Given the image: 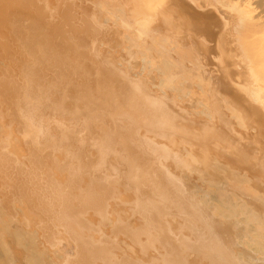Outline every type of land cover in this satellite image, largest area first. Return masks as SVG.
I'll list each match as a JSON object with an SVG mask.
<instances>
[{"label":"bare ground","instance_id":"1","mask_svg":"<svg viewBox=\"0 0 264 264\" xmlns=\"http://www.w3.org/2000/svg\"><path fill=\"white\" fill-rule=\"evenodd\" d=\"M21 1L23 6L28 1L34 12L32 7L28 11L39 19H18L17 11L21 7V11H27L28 5L18 7L12 0V8L17 11L6 19L9 10L1 4L6 0H0V7L6 8L0 12L5 17L0 21L16 25L6 36L15 37L18 46L16 49L13 42L6 41L9 49L16 50L12 48V54L7 49L4 60H18L19 68L16 66L22 78L17 75L16 79H21L23 85L14 88V104L5 91L10 97H5L8 108L1 99L5 96L3 86L0 88L4 92L0 94V119H15L12 114L17 107L26 122L16 126L10 120L9 125L15 127L9 130L16 132L19 127L17 135L21 137L24 133L20 128L27 124L36 139L32 141L36 146L32 152L41 153L35 154L36 160L28 158L27 153L23 156L24 135L19 137L21 145L9 143V156L2 154L5 143L0 121V204L8 203L10 216L6 218L1 215L6 212H0V223L8 227L0 225V264H11L9 259L26 261L21 257L23 251L31 254L29 262L33 264H41L40 260L44 264H94L99 244L101 253L121 251L120 259L113 255L122 264H264V0H100L105 13L101 10L100 15L94 10V14L98 11L105 19L113 9L114 16L95 19L90 9L94 18L90 21L83 20L82 8L75 12L78 19L71 21L70 14L76 7L70 13L65 1L62 7L61 2L56 4L63 8L61 12L59 7L54 10L60 15L67 5L69 17L60 15L62 21L54 14L56 20L50 19L49 9L46 12L50 2L47 5L44 0L42 6V0L40 4L39 0ZM84 1L79 2L82 5ZM87 1L84 7L95 2ZM11 2L7 3L9 9ZM35 4L46 9L49 20L43 19L41 9L38 17ZM105 6L111 10L106 12ZM101 22L114 26L102 27ZM22 23L31 26L21 28ZM114 28L119 36L115 51L104 40L106 32L110 35ZM11 68L8 71L12 73ZM17 68L14 72L19 74ZM219 87L225 95L229 89L231 94L224 97L222 92L223 97L219 96ZM196 91L198 98L193 95ZM191 96L194 101L189 99ZM185 99L191 110L186 108L189 105H181ZM17 101L22 104L15 106ZM8 109L13 110L11 115ZM193 119L199 120L202 130H196ZM40 154L57 160L52 161L53 173H61L63 166L57 169L59 172L54 168L60 169L58 163L68 160L73 168L77 166L78 176L72 172L75 169L63 163L71 171L68 175L86 177L74 183L64 172L65 178L60 174L62 182H71L74 188L80 186L86 196L90 189V199L101 203L103 214L99 210L97 227L90 215L98 204L88 197V205L85 201L75 204L79 199L75 194L80 190L70 189V183L64 185H70L66 186L67 199L55 197L57 209L53 204L46 208L44 190L49 193L54 186L42 188L41 183L47 179L40 183V172L33 171L34 161L47 162L44 156L39 158ZM47 166L50 172L44 175L50 178L51 166ZM219 175L228 181H218ZM52 179L55 181L51 183L57 185ZM63 212H69L71 220L56 217L60 213L61 218ZM23 223L29 227L26 235L31 233L22 242L27 244L21 253L7 251L11 240L5 243L4 234L17 227L22 231L19 225ZM60 224L65 231L58 229ZM73 226L83 234L74 236ZM86 230L89 234L95 232L94 238L86 235ZM19 232L10 233L14 240L22 236ZM49 247L54 248L51 255L47 254ZM77 247L86 249H82L84 258L75 252L72 256Z\"/></svg>","mask_w":264,"mask_h":264},{"label":"rangeland","instance_id":"2","mask_svg":"<svg viewBox=\"0 0 264 264\" xmlns=\"http://www.w3.org/2000/svg\"><path fill=\"white\" fill-rule=\"evenodd\" d=\"M4 1H5V0H2V2H4ZM43 1H44V0H42V2H43ZM45 1H46L47 3H48V2H50V3H52V4L54 3V0H50V1H49V0H45ZM45 1H44V2H45ZM51 1H53V2H51ZM64 1H65V3H68V4H67V5L69 6L68 8H69V10L71 9L70 13L72 12V9L76 7V8L74 9V11H73L74 14H73V15L70 14V17H69V16L67 15V12L69 11L68 8H67V5H64V6H66V8H64V10H66L67 12L64 11V12L60 13V15H61L62 17H64V19H65V18L68 19V17L70 18L71 21H72L73 19H75V20L78 19L79 14H77V13H78V10L80 11L81 8H82V11H83L82 14H84V17H85V19H83V20H87V21H90V20H92V19H94V18L96 19V17L99 19L100 15H101V13H102V12H101V10H102L101 7H102L103 4H102V2H101L100 0H94V1H95V2L93 1L94 3H91V2H90V3H89L90 5H88L87 7L85 6L87 9L83 6V5H86V4H85V1L88 3L87 0H85V1L83 0L84 2H83V3L81 2L82 5H81L80 2H79V1H81V0H76L77 2L74 1V0H72L73 3H71V6L69 5L70 0H67V1H66V0H58V1L55 0V3L53 4V6H52V4H50L49 7L47 6L48 8L46 7V8H47V11H46L45 8H42L43 10L41 9V7H42V6H45L46 3L43 2L44 5L41 4L42 6L40 5L39 7H38L37 4H35L36 14H37V12L41 9V12H43V15H42L43 19H48V18H49V15L52 14V15L50 16V17H51L50 19L56 20V18L58 19V15H59V14L57 15V14H56L57 12L54 13V10L57 11V8H56V7H59L58 12H61V11L63 10V8H61V7L63 6V4H64L63 2H64ZM8 2H11V0H6V4L0 2L1 4L6 5L5 7H7L8 10H9V12H8V16L6 17V19H8L9 17L11 18L12 14L15 15V14H16V11H17V8H15V11H14V8H12V2H14V4H16L17 0H16V2H15V0H12V2L9 3V4H11V6H10L11 8H10V9H9V5L7 4ZM22 2H23V1L19 0V1H18V4H16V5H17L18 7H21V5H22L21 3H22ZM24 2H25V1H24ZM29 2H33V0H31V1L29 0ZM40 2H41V1L39 0L38 3L40 4ZM58 2H61V3H62V4L60 3V4H61V7L59 6L60 4H59ZM75 2H76V3H75ZM78 2H79V4H77ZM33 3H34V2H33ZM96 3H97V4H96ZM103 3H104V2H103ZM19 4H21V5L19 6ZM23 4H24V6L22 5L23 7H26V5H28V6H27V7H28L27 11H28V10H29V11L31 10L30 8H31L32 6L29 7V3H28V1H27L26 3H23ZM56 4H59V5L57 6ZM72 4H73L74 7H72ZM75 4H77V5H75ZM94 4H96V5L94 6ZM4 5H1V7H0L1 10H0V12H2V11L4 12V10L6 9V8H3ZM31 5H32V4H31ZM47 5H49V3H48ZM78 5H79V6H78ZM36 6H37V9H36ZM51 6H52V7H51ZM54 6H55V7H54ZM71 7H72V8H71ZM83 7H84L85 9H83ZM51 8H52V9H51ZM60 8L62 9L61 11H59ZM104 8H107V7L105 6ZM2 9H3V10H2ZM20 9L22 10V7H21ZM23 9H24V8H23ZM48 9H49L50 12L48 11ZM90 9L93 10V13H92V12H90V13L93 14V17H94V18L92 17V14L89 13V10H90ZM21 10H20V11H19V10L17 11V15H16V16L19 15V16H18V19H23V20H26V19H39V18H37V16L34 17V16H33V13H31V12H34L33 7H32L31 12L28 11V13H27V11H26L25 9H24L23 11H21ZM94 10H98L100 13L97 11V14L95 15V14H94V12H95ZM107 10H111V8H109V9L107 8V9H106V12H107ZM45 11H46L47 13L49 12V13H48L49 15L46 14ZM102 11L105 13V10H104V9H103ZM111 11H112V12H111V13H108L107 16H111L112 14H113L112 16H114V11H113V9H112ZM13 12H14V13H13ZM19 12H20V13H19ZM41 12H39V14H40ZM75 12H77V13H75ZM80 12H81V11H80ZM5 13H6L5 15H7V10L5 11ZM30 13H31L32 16H29ZM50 13H51V14H50ZM98 13H99L100 15H99ZM104 13H103V14H104ZM34 14H35V13H34ZM41 14H42V13H41ZM53 14H54L55 16L57 15L56 18H55V16H54ZM64 14H65V15H64ZM68 14H69V12H68ZM80 14H81V13H80ZM82 14H81V19L83 18ZM89 14H90L91 16H90ZM109 14H110V15H109ZM2 15H3V14L1 13V14H0V20H4V19H5L4 16H3V17H4V19H3ZM20 15H21V16H20ZM26 15H27V16H26ZM37 15H38V14H37ZM44 15H47V16L44 17ZM60 15H59V18L61 17ZM63 15H64V16H63ZM71 15H72V16H71ZM104 15H105V14H104ZM16 16H13V17H16ZM39 16H41V15H38V17H39ZM66 16H67V17H66ZM76 16H77V17H76ZM107 16L105 15V19H104V18L102 19L101 17H100V19H102V20H107V19H106ZM129 16H130V15H129ZM42 17L40 18V20H42ZM46 17H47V18H46ZM53 17H54V18H53ZM62 17L60 18L61 21H62ZM74 17H75V18H74ZM102 17H103V15H102ZM115 17L117 18V15H116ZM130 17H133V16L131 15ZM10 18H9V19H10ZM16 18H17V17H16ZM113 18H114V17H113ZM113 18L111 17L110 19H113ZM116 18H114V19H116ZM12 19H13V18H12ZM48 20H49V19H48ZM70 20H69V21H70ZM102 20H101V21H102ZM65 21H67V20H65ZM61 23H62V22H61ZM65 23H66V25H68V24H67L68 22H65ZM103 23H104V22H103ZM103 23L101 22V26H102V27H103V25H104V26L108 25V28H109V25H111L110 23L107 24V22H105L106 25L103 24ZM56 24H57V23H56ZM62 24H63V23H62ZM70 24H71V22H70ZM70 24H69V25H70ZM89 24H90V26H91V25H92V22H89L88 25H89ZM93 24L95 25V23H93ZM96 24H97V23H96ZM0 25H1L0 27L2 28V29L0 28V47H1V45H2V47H1L2 51L0 50V55H2V56H1L0 60L3 59V61H2V60L0 61V62H1L0 65L8 68V69H7V68H4V69H6V70H4L3 68H2V69L0 68V69H1V70H0V71H1V72H0V78H2V80H0V82H1V84H2L0 88H2V86H3L4 92L7 90L8 94H10V97H11V95H13V94L16 93L15 91H16L17 89H20V87L23 86V85H20V83H21V79L19 80L20 82L16 79V78H17V75H20V73H21L20 71H18V68H19V66H18V62H17L18 60H17V61H11V60H8V59H7L8 61H7L6 59L4 60V58H7V57L4 56V53L6 52L7 49H8V50H11V53L13 54V50H12L13 47L9 49L10 46H9V44L6 46V44H5L6 41H9V40H10L11 42H13V45H12V46H14V47L17 46V44L15 45V44H14V41H13V40H16V41H17V39H16L15 37L12 36L11 39H9V37L6 36L7 34H8V36H9V33H10V34L12 33V31L10 32V30H11L12 27H16V25L14 26V24H13V26H12V24H10L11 27L9 28V26H10L9 23L6 24L5 21H0ZM5 25H6V26H5ZM47 25H48V24H47ZM50 25H51V23H50ZM58 25H59V23H58ZM63 25H64V24H63ZM66 25H64V26H66ZM72 25H74V23H73ZM83 25L86 26L87 24H86V25L83 24ZM94 25H93L92 27H95ZM98 25H100V24L98 23ZM30 26H31V25H30ZM30 26H29V25H26V23H25V24H23V23L21 24V28H22V27H23V28H28V27H30ZM48 26H49V25H48ZM55 26H56V25L54 24L53 27H55ZM76 26H80V25L76 23ZM96 26H97V25H96ZM111 26H114V25L112 24ZM106 27H107V26H106ZM4 29H5V30H4ZM114 29H115V28H114ZM3 30H4V32H3ZM109 30H112V29H108V30H106V31L109 32ZM112 32H115L114 34H117L116 29H115V31H112ZM112 32L110 33V35H108V33L106 32L107 37H105L104 40H105V42L107 43V45H108L109 47H111L112 49L114 48V51H115V49H116V48H115V45H116V42H115V41H118L117 37L119 38V36H118V34H117V36L115 35L116 38H115L114 36H111V35L113 34ZM6 33H7V34H6ZM104 33H105V31H104ZM114 34H113V35H114ZM104 36H105V35H104ZM6 37H7V38H6ZM101 37H102V36H101ZM101 37H99V39H100ZM108 37H109V38H110V37H111V38L113 37L114 41H112L113 39L110 38L108 41L111 40L112 42L110 41L109 44H108V42H107ZM14 38H15V39H14ZM96 38H97V37H96ZM99 39H98V40H99ZM116 39H117V40H116ZM16 41H15V42H16ZM102 41H103V37H102ZM113 42H114V46H113V45H110V43L113 44ZM1 43H2V44H1ZM106 43H105V44H106ZM11 44H12V43H11ZM117 45H118V44H117ZM102 47H103V46H102ZM102 47H101V48H102ZM109 47H107L108 50L110 49ZM118 47H121V46H118ZM15 48H16V47H15ZM15 48H13V49H15ZM17 48H18V46H17ZM17 48H16V49H17ZM16 49H15V50H16ZM103 49H104V47H103ZM103 49H102V50H103ZM105 49H106V48H105ZM105 49H104V50H105ZM15 50H14V54H15V52L18 54V51H15ZM116 50H117V49H116ZM120 50H121V49H120ZM110 51H111V49H110ZM1 52H2V53H1ZM111 53H114L113 50H112ZM19 56H20V55H19ZM11 57H13V55H12ZM20 57H21V56H20ZM116 57H117V59H118V58H121V55H120V56L116 55ZM18 58H19V57H14V59H18ZM13 62H15V63H13ZM16 63H17L18 68H17V66H16ZM11 64H13V67L11 66ZM9 67H10V68L12 67V68H11V69H12V73L8 71V70H9ZM15 68H17V71L19 72V74H17L16 71L14 72V70H16ZM6 71H8L7 74H5ZM13 72L16 73V75H13V77H12L11 74H13ZM8 73H9V74H8ZM9 75H11V76H9ZM3 76H4L5 78H3ZM10 77H11V78H10ZM7 78H10V79L7 81V80H5V79H7ZM14 78H15V79H14ZM18 78H19V77H18ZM20 78H22L21 75H20ZM190 78H191V77H190ZM11 80H13V81L17 80V81H15V83L12 81V82L14 83V84H13V83L11 82ZM193 80H196L195 77H194ZM16 82H18L17 84H19V85H17ZM15 85H16V87H14ZM18 86H19V87H18ZM14 88H16L15 91H14ZM221 88H223V87H219V89H220L221 92H219V89H217V94H218V92H219V96L223 97V95H222L223 89L221 90ZM226 88H227V87H226ZM3 89H2V90H3ZM2 90L0 89V91H1L0 94L2 93ZM224 90L226 91L225 87H224ZM227 90H228V89H227ZM21 91H22V90H21ZM229 91H230V92H229ZM4 92H3V93H4ZM14 92H15V93H14ZM22 92H23V91H22ZM226 92H227V95H225V93L223 92V94L225 95L224 97L228 96V95H229L228 93L231 94V90H230V89H229L228 91H226ZM3 93H2V94H3ZM17 93L19 94L20 92H17ZM198 93H199V92H198ZM8 94L5 92L4 99H3V95H4V94H3L2 96L0 95V96H1V99L4 100V102H5V105H6V101L8 100V99L6 100L5 97L10 99V97H7V96H6V95H8ZM15 95H16V94H15ZM193 95H194L195 97H197V98H198V96L200 97V95L197 94V91H196V92H193ZM8 96H9V95H8ZM13 96H14V95H13ZM22 96H23V95H20L19 98H21ZM194 96H191V98H189V99H191L192 101H194V100H195V97H194ZM193 97H194V99H192ZM229 97H230V96H229ZM19 98H18V99H19ZM197 98H196V99H197ZM1 99H0V100H1ZM226 99H228V98H226ZM11 100H12V102H13V104H14V101H13V100H15V98L11 97L10 101H11ZM20 100H22V99H20ZM20 100H19V101H20ZM185 100H186V99H185ZM185 100H183V101L181 102V103H182V104H181L182 106H183V104H184L183 107H186V106H188V105L190 104V102L188 103L187 100H186V101H185ZM19 101L16 102L15 106L18 104ZM184 101H185V102H184ZM227 101H228V100H227ZM2 102H3V101H2ZM4 102H3V103H4ZM183 102H184V103H183ZM186 103H187V104H186ZM7 104H8V103H7ZM20 104H22V103L19 102V105H20ZM10 105H11V104H10ZM2 106H4V105H2ZM8 106H9V105H8ZM6 107H7V105H6ZM6 107H5V108H6ZM0 108H1V107H0ZM7 108H8V107H7ZM186 108H188L189 110H191L190 108H192V107H190V105H189V106L186 107ZM13 109H14V108H13ZM5 110L7 111V109H5ZM9 110H10V111H9ZM11 110H12V109H8V112H10L9 115H11ZM17 110L19 111V113H17V112H18ZM0 111L3 113V107H2V110H0ZM14 111H16V113H13V110H12V113H13L12 115L15 117V119L18 120V122H17V120L15 121V119H12V120L10 119V120H11V121H14L15 123H14V122H13V123L16 124V126H17L18 124H21V126H22V123H21V122H22V121H25V119L23 118V114H20V110L17 109V107H15V110H14ZM224 111H225L226 114H227V111H226V110H224ZM21 113H22V112H21ZM2 115H3V114H2ZM2 115H1V116H2ZM5 115H6V113H5ZM3 116H4V115H3ZM7 116H8V114H7ZM4 117H5V116H4ZM14 117H13V118H14ZM5 118H6V117H5ZM7 118H8V117H7ZM9 118H10V117H9ZM9 118H8V120H9ZM20 119H22V120H20ZM10 120L7 121V119H6V120L3 119V121H2V120L0 119V121L3 122L2 124L0 123L1 126H3V127H2V128H3V129H2V136H1V135H0V136L4 139V140H2V141L5 143L4 148H2V149H3V153H2V154H7V156H9L10 154L7 152V149H9V143H10V142H12V143H13V142H17V143H19V140H20V142L22 141V140H21V139H22L21 137H24V135H26L28 138H27L26 136H25L26 138L24 137L25 139H24V141H23V145L21 146V147L24 149V151H25V153H24L23 156H25V154L27 153V155H29L28 158L30 157L31 159L34 158V160H36V159H37V156H36L35 154H36V153L39 154V153H41V152H39V151H34V152H36V153H33V152H32V151H33V148L36 147L34 144H32V141H35L36 139H35V138L33 139V134H32V132H31V128H30V127H27L28 125L25 124V123H24V124L26 125L25 128H23V127L20 126V127H21V128H20V129H21V134L24 133V135H23V136L21 135V137H20V136L17 135V133H19V131H18L19 127L16 129V132L14 131V129L11 130V131L9 130V128H10L11 126H12V128L15 127V125H13V124L9 125L8 122H10ZM19 120H20V122H19ZM5 121H6V123H4ZM192 121L197 123V127H196L197 129H196V130H199V129H201V128L203 129V127H201L200 124H199L200 127L198 128V126H199V125H198L199 120H197V119H196V120L193 119ZM261 121H263V120L261 119ZM25 122H26V121H25ZM10 123H11V122H10ZM23 126H24V125H23ZM22 128H23V129H22ZM10 129H11V128H10ZM202 129H201V130H202ZM22 130H23V132H22ZM201 130H200V131H201ZM3 131H4V132H3ZM9 131H10V133H9ZM17 131H18V132H17ZM0 134H1V133H0ZM8 134H11L12 136H13V135H14V136L17 135V137H16V138L13 137V139H12V138H11L12 136H9ZM19 135H20V133H19ZM19 137H20L21 139H20ZM2 138H1V139H2ZM14 138H15V139H14ZM26 139H27V141H26ZM28 139H29V140H28ZM2 141H1L0 143H2ZM26 142H28V145L26 144ZM6 143H7V144H6ZM21 143H22V142H21ZM21 143H19V145H21ZM24 143L27 145V147H28L30 150L26 148V146L24 145ZM1 145H3V143H2ZM34 149H35V148H34ZM35 150H36V149H35ZM1 151H2V150H1ZM44 154H46V153H44ZM40 155L42 156V154H40ZM23 156H21V157H23ZM41 156H40V157L38 156L39 158H41V160L44 159V157L46 158V160H45V161H47V162H45L46 164H44V163H43V164H42V163H38V164H40V167H38V166H36V164H37V162H40V159H39V161L37 160V162H35V161L33 160L34 163H36L35 166L33 167V168H35V169H33V171H34V173H35V172H36V173H39V172H40V174L38 175V177H39V179H40V183L43 182L45 179H47V180H45V181H46V183L48 182V185L44 184V183H45V181H44L43 185H42V183H41L42 188L47 189L46 186L48 187L49 184H50V186H52V187L54 186L55 191H56V190L58 191V192H56L58 195H56L55 191L53 190L54 188H53V189L50 188L51 190H49V188H48L49 193H48V191L46 192V191L44 190V194H45L44 196L47 197V201H46V202H48L47 204L44 202V204H46V208H47V207H51V208H52V206L54 205V202H55V201H54L55 197H56V200H60V199H63V198L67 199V197H68L67 194H66V192L68 191L67 188H66V186H70V185H71V182H69L70 185H66V186H64L65 183L67 184L68 182H64V180H63V182H62L61 178L64 179V178L66 177V176L64 175V173H65V174H67V173L70 174L71 171H70L69 168L72 167V161H71V162L68 161V160H64V161H62V164L64 163V164L69 165V168H67V169H69V170H68L69 172H67V169L65 168L67 165H62V164H59V163H58V167L61 165V166H63L62 168H64V169L62 170V172H64V173L61 172L62 175L64 176V178H63L62 175H60L61 173H58V174H57V172L55 171V170H57V169H58V170H61V169H62L61 166H60V169H59V168H56V169L54 168V171H55L54 173H55V175H54L53 177H54V179H56V184H57V185H54V184L51 183V182H54V181H55V180L53 181V179H52L53 177L51 176L52 173H53V170H52V169H53V168H52V161L54 160L53 162L57 163V162H56L57 160H56L55 158H53V157H49L48 154H47V155H43L44 157H43V156L41 157ZM25 157H27V156H25ZM21 159H24V158H21ZM8 160H9V158H8ZM42 162H43V161H42ZM60 163H61V161H60ZM38 164H37V165H38ZM41 164H42V165H41ZM79 164H80V163H79ZM43 165H45V166H43ZM47 165L51 166L50 178H47V177H45L46 175H44L45 173L47 174L48 171L50 172V170L48 169V166H47ZM55 165H56V164H55ZM70 165H71V166H70ZM44 167H45V168H44ZM73 167H75V166H73ZM73 167L71 168V170H72V169H75V170H72V172H73V171L75 172V171L77 170V166H76V168H73ZM39 168H40V169H39ZM78 168H79V167H78ZM84 168H85V167H84ZM84 168H82V169L80 168V169H78V170H82V171H83V170H86V169H84ZM38 169H39V170H38ZM41 169H42V170H41ZM58 170H57V171H58ZM33 171H32V172H33ZM38 171H39V172H38ZM32 172H31V173H32ZM43 172H44V173H43ZM58 172H59V171H58ZM31 173H30V174H31ZM34 173H33L32 176H34ZM36 173H35V174H36ZM54 173H53V174H54ZM77 173H78V171H77ZM77 173L75 172V175H76ZM79 173H80V171H79ZM84 173H85V171H84ZM86 173H87V171H86ZM56 174H57L58 176H57ZM68 174H67V177L70 178L69 181H73V182L75 183V182L77 181V178H78V177L71 176V175H68ZM72 174H73V173H72ZM81 174H82V173H81ZM47 175H49V173H48ZM86 175H87V174H86ZM86 175H85V176H86ZM76 176H78V174H77ZM79 176H80V174H79ZM82 176H83V174H82ZM82 176L79 177V178L81 179ZM51 177H52V178H51ZM56 177H57V178H56ZM59 177H60V178H59ZM44 178H45V179H44ZM74 178H76V179H74ZM79 178H78V179H79ZM83 178H86V177L83 176ZM87 178H88V177H87ZM221 178H224V179H221ZM48 179H49L50 181H49ZM51 179H52V181H51ZM66 179H67V178H66ZM220 179H221V180H220ZM42 180H43V181H42ZM222 180H223V181H222ZM226 180H227V179L225 178V176L220 177V175H219V180H218V181H222V182H224V181H226ZM65 181H67V180H65ZM227 181H228V180H227ZM216 182H217V181H216ZM69 183H68V184H69ZM250 184H254V183L251 182ZM248 185H249V184H248ZM257 185H258V184H257ZM44 186H45V187H44ZM50 186H49V187H50ZM72 186H73V187H72ZM74 186H75V185H73V183H72L70 189H71V188H74ZM250 186H251V188H250ZM250 186H248V189H249V188L252 189V186H253V185H250ZM65 188H66V189H65ZM76 188H77L78 190H80V191H77V192H79V193H78L79 195L77 194V192H76V194L74 193L75 195L79 196V199H77L76 201H74L75 204H79V202H82L81 204H83L84 201H85V204L88 205V200H87V202H86V200H85V199L88 197V198H89V201L93 200L92 202H95V205H96L97 202H96L94 199H90L91 196H90V194H88V193H90V189L87 191V196H86L85 194H83V192H85V190H83L82 188L80 189V186H79V187L76 186L74 189H76ZM68 189H69V187H68ZM70 189H69V191H70ZM246 189H247V188H246ZM262 189H263V188H262ZM52 190H53L54 192H53ZM59 190H60V192H59ZM263 190H264V189H263ZM50 191H51V192H50ZM65 191H66V192H65ZM72 191H73V189H72ZM74 191H75V190H74ZM74 191H73V192H74ZM45 192H46V193H45ZM70 192H71V191H70ZM70 192H68V193H70ZM248 192L253 193V191L251 192V190L248 191ZM50 193L53 194V195H51ZM80 193H81V194H80ZM71 194H73V193L71 192ZM49 196H51V199H49ZM52 196H54V197L52 198ZM77 196H76V197H77ZM77 198H78V197H77ZM115 199H116V198H115ZM48 200H49V201H48ZM51 200H52V201H51ZM77 201H79V202L77 203ZM50 202H52V203H50ZM98 202H99V201H98ZM2 203H3V202H2ZM55 203H56V202H55ZM52 204H53V205H52ZM97 204H98V205L96 206V207H97L96 210H91V215H90V216H92V223H93L96 227H97V222H98V219H99L98 217L100 216V212L102 211V214H103V210H102V209H103V206L101 205L100 202L97 203ZM114 205H115V202H114ZM53 208L57 209V207H56L55 205L53 206ZM89 210H90V209H89ZM99 210H101V211H99ZM3 211L6 212V213H4V215H3V214H1V215L4 216V217H6V218H7V217L9 218L10 216H9V205H8V203H5V202H4L3 205L0 204V212L3 213ZM63 213H65V214L63 215L64 217H63V216H62L61 218L58 217V215H59L60 213H58V214L56 215V217L59 218V220H61V219L63 218V219H62L63 221H69V220H71V219H70V218H71V217H70L71 214H70L69 212H63ZM85 213H86V212H85ZM88 213H90V211H88ZM88 213H87V215L85 214V215H86V218H87V216H88ZM61 214H62V213H61ZM98 214H99V215H98ZM10 215H11V214H10ZM66 215H67L68 218L66 217ZM82 215L84 216V213H83ZM60 216H61V215H60ZM90 216H89V217H90ZM6 218H5V219H6ZM10 219H11V218H10ZM10 219H6V220L8 221V220H10ZM6 220H5V221H6ZM7 221H6V222H7ZM0 225H1L2 228H6L4 224H3V226H2V224L0 223ZM60 225H61V224H60ZM19 226L22 228V229H21L22 231L19 232V229H17V228H18L17 225H16L17 228L15 227V228H16L15 231H16V232L18 231L20 234H22V236H21L20 238H18V239L15 238V240H14L10 233L12 232V234H14L13 232H15V231H11V230H9L10 232L7 230V231L9 232V236H8V232H6V233L4 234V239H5V241H6L5 243H7V242H9V240H11V243L8 245L10 248H6V250L8 251V250L11 249V252H12V253H15V254H17L18 251H19L18 253H21V251H23L22 249H23L24 245H26L27 243L22 244V242H25L27 238L29 239V238H30V235H31V233H30V235H26V233H27V232L29 233L30 231H29V227H28L25 223L20 224ZM58 226H59V225H57V228H58ZM1 227H0V231H1V229H2ZM59 227H60V226H59ZM7 228H8V227H7ZM7 228H6V229H7ZM58 229H59V230L62 229V231H65V227L62 226V225H61V227L58 228ZM66 230H67V229H66ZM25 231H26V233H25ZM73 231H74V234H73L74 236L77 235L78 233H79L80 235L83 234L81 230H78V228L75 229L74 226H73V230H72V232H73ZM78 231H79V232H78ZM76 232H77V233H76ZM84 232H85V234L87 235V233L90 232V231H87V230H86V231H84ZM86 232H87V233H86ZM24 234H25L26 236H25ZM88 234H89V233H88ZM89 235H91V236H89L90 238H94V236H95V232H91V234H89ZM123 235H124V234H123ZM123 235H122V236H123ZM77 236H78V235H77ZM115 236H116V235H115ZM118 236H120V235H119V234L117 235V239H119ZM68 237H69V236H68ZM70 237H71V235H70ZM120 237H121V236H120ZM123 237H124V236H123ZM123 237H122V238H123ZM127 237H128V236H127ZM22 238H23V240H24L25 238H26V239L23 241ZM128 238L130 239V237H128ZM20 239L22 240V241H21V244H20V245H17V243L19 244V242H20L19 240H20ZM123 239L125 240V239H126V236H125ZM127 240H128V239H127ZM127 240H125V241H127ZM130 240H131V239H130ZM18 241H19V242H18ZM72 241H73V240H72ZM72 241H71V242H72ZM69 242H70V240H69ZM127 243L131 244L129 241H128ZM132 244H133V243H132ZM136 244H137V243H135V245H136ZM12 245H13V246H12ZM22 245H23V246H22ZM102 245H103V247L105 246L104 244H102ZM133 245H134V244H133ZM19 246H20V247H19ZM17 247H19V248L17 249ZM21 247H22V248H21ZM99 247H101V244H99V245L97 246V248H96L95 255H96L97 258L94 259V261H95L94 264H98V263H99V264H106V261H107V262H110V263H114L115 261H116V262H120V261L117 260V259L119 258V256H118L119 254H118V253L121 252V251H119L117 254H116V253H115V254L113 253L114 255L117 256V259H116V258H114V255H113V254H111V255H113V256H111L110 254L107 253L110 257L107 256L106 252H104V251L102 252V253H103V254H102L101 251H102L103 248L101 247L102 249H100V250H101V251H100V250H98ZM104 248H105V247H104ZM133 248L137 251V247H136V246L133 247ZM52 249H53V250H52ZM79 249H81V250H79ZM82 249H84V247H83V248H82V247L74 248L75 251L73 250L72 253L75 252V254H79L78 256L81 255V257L84 258V254H85L84 251L86 252V249H84V251H82ZM48 250H49V251H48L47 254H48V255H51L50 253H52V252L54 251V248L49 247ZM50 250H51L52 252H51ZM16 251H17V252H16ZM99 251H100V252H99ZM105 251H106V248H105ZM23 252H24V255H25V256L22 255L21 257H26V261H25V258H24V260L22 259L25 263L22 262V261L16 263V262L12 261L11 259L8 260L9 263H11V264H21V263H22V264H23V263H24V264H33V263H31V261L29 262V260H31V259H30L31 254H29V255H30V256H29L28 253H25V251H23ZM76 252H77V253H76ZM113 252H114V250H113ZM115 252H116V250H115ZM83 253H84V254H83ZM100 253H101L102 255H101ZM105 254H106V256H105ZM71 255H72V254H71ZM72 256L74 257V253H73ZM76 256H77V255H76ZM78 256H77V257H78ZM104 256L106 257L105 259H104ZM122 256H123V255H122ZM9 257H10V256H9ZM70 257H71V256H70ZM70 257H69V258H70ZM28 258H29V259H28ZM31 258H32V257H31ZM33 258H35V257L33 256ZM33 258H32V259H33ZM75 258H76V257H75ZM102 258H103V260H105V261H103ZM120 258H121V257H120ZM120 258H119V259H120ZM27 259H28V261H27ZM71 259H74V258L71 257ZM77 259H78V258H77ZM81 259H82V258H81ZM81 259H80V261H81ZM115 259H116V260H115ZM36 260H38V259H36ZM74 260H75V259H74ZM40 261H41V262H40L41 264H44V263L42 262V260H40ZM75 261H76V260H75ZM78 261H79V260H78ZM78 261H77V262H78ZM70 262H71V261H70ZM38 263H39V262H38ZM38 263L36 262V264H38ZM64 263H65V262H64ZM64 263H63V264H64ZM73 263L75 264V262H73ZM73 263H72V264H73ZM82 263H83V261H82ZM82 263H81V264H82ZM92 263H93V262H91L90 264H92ZM120 263H121V262H120ZM120 263H118V264H120ZM34 264H35V262H34ZM58 264H62V263H58ZM65 264H66V263H65ZM67 264H68V261H67ZM76 264H77V263H76ZM79 264H80V263H79ZM83 264H85V263H83ZM108 264H109V263H108ZM121 264H122V263H121Z\"/></svg>","mask_w":264,"mask_h":264}]
</instances>
